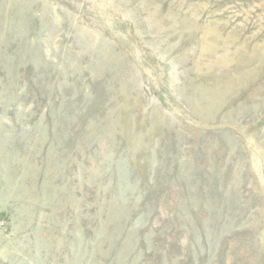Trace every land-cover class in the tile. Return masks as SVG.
Returning <instances> with one entry per match:
<instances>
[{
	"label": "rangeland",
	"instance_id": "obj_1",
	"mask_svg": "<svg viewBox=\"0 0 264 264\" xmlns=\"http://www.w3.org/2000/svg\"><path fill=\"white\" fill-rule=\"evenodd\" d=\"M0 264H264V0H0Z\"/></svg>",
	"mask_w": 264,
	"mask_h": 264
}]
</instances>
